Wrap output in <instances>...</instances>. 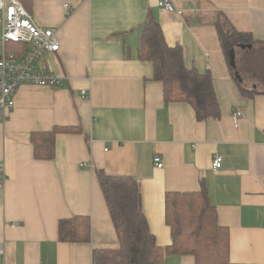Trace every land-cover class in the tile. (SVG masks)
<instances>
[{
	"label": "crops",
	"instance_id": "0c3cea01",
	"mask_svg": "<svg viewBox=\"0 0 264 264\" xmlns=\"http://www.w3.org/2000/svg\"><path fill=\"white\" fill-rule=\"evenodd\" d=\"M20 1L36 25L56 30L60 51L43 65L66 81L23 84L7 118L0 114L7 174L4 183L0 178V264H93L95 249L117 248L98 169L140 183L160 246L172 242L166 193L199 191L204 182L219 223L229 229L231 260L264 264V84L233 72L216 27L196 17L222 11L238 30L264 41V0H171L183 15L160 0ZM148 19L170 46L183 48L188 68L212 72L218 118L199 120L189 102L165 101L153 62L140 55ZM240 84L257 93L244 94ZM54 127L60 128L54 158H36L32 134ZM215 155L224 158L220 169L213 168ZM76 215L90 218L89 241L60 239V220ZM164 264L195 258L169 254Z\"/></svg>",
	"mask_w": 264,
	"mask_h": 264
},
{
	"label": "trees",
	"instance_id": "16d2710c",
	"mask_svg": "<svg viewBox=\"0 0 264 264\" xmlns=\"http://www.w3.org/2000/svg\"><path fill=\"white\" fill-rule=\"evenodd\" d=\"M202 24H212L224 54L230 64V54L236 51V69L243 75L264 84V41H256L249 32L238 30L222 11L196 14ZM241 45H252L241 48ZM142 58L154 65V78L163 83L166 102H189L199 120L218 118L220 103L214 87L212 72L188 68L183 48L170 46L156 21L148 19L140 48ZM244 94L254 95L256 90L240 84ZM60 128L34 132L32 144L38 159L55 156L56 137ZM119 238L117 248L95 249L93 264H164L169 254H189L195 264H252L238 263L230 258L228 227L218 221L217 209L211 202L205 183L194 192L169 191L166 193V222L170 226L172 242L160 246L149 227L142 209L140 183L130 176H115L97 170ZM91 220L84 215L62 219L59 223L60 239L89 241Z\"/></svg>",
	"mask_w": 264,
	"mask_h": 264
},
{
	"label": "built area",
	"instance_id": "2783aa9c",
	"mask_svg": "<svg viewBox=\"0 0 264 264\" xmlns=\"http://www.w3.org/2000/svg\"><path fill=\"white\" fill-rule=\"evenodd\" d=\"M158 5L168 11L184 14L171 0H160ZM70 10V5L66 4ZM3 32L0 36V114L7 118V112L15 105L14 95L23 84L58 86L65 83V78L45 67L44 61L49 53L60 51L61 45L56 30L36 25L30 13L19 0H0ZM87 91L82 90L86 96ZM242 111H234L232 117L238 126ZM222 155H215L213 168L223 166ZM157 167H163L160 155H155ZM0 178L4 183L7 178L5 167L0 161ZM4 245L0 243V252Z\"/></svg>",
	"mask_w": 264,
	"mask_h": 264
},
{
	"label": "water",
	"instance_id": "95a60500",
	"mask_svg": "<svg viewBox=\"0 0 264 264\" xmlns=\"http://www.w3.org/2000/svg\"><path fill=\"white\" fill-rule=\"evenodd\" d=\"M251 48L252 45H241V48ZM230 64L232 65V67H236V51L233 50L230 54Z\"/></svg>",
	"mask_w": 264,
	"mask_h": 264
},
{
	"label": "bare ground",
	"instance_id": "6f19581e",
	"mask_svg": "<svg viewBox=\"0 0 264 264\" xmlns=\"http://www.w3.org/2000/svg\"><path fill=\"white\" fill-rule=\"evenodd\" d=\"M20 1V0H19ZM21 2V1H20ZM22 3V2H21ZM25 7V6H24ZM26 8V7H25ZM28 11V10H27ZM29 12V11H28ZM30 13V12H29ZM30 15H31V13H30ZM31 17H32V20H33V16L31 15ZM0 20H1V24H2V15L0 14ZM33 22H34V20H33ZM35 23V22H34ZM46 29H50V28H46ZM2 32H3V24H2ZM2 32H1V34H0V36L2 35Z\"/></svg>",
	"mask_w": 264,
	"mask_h": 264
}]
</instances>
